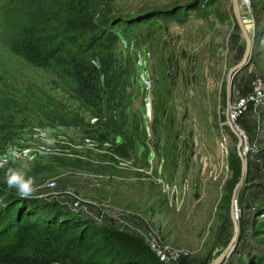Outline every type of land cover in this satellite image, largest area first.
Wrapping results in <instances>:
<instances>
[{"label": "rangeland", "instance_id": "obj_1", "mask_svg": "<svg viewBox=\"0 0 264 264\" xmlns=\"http://www.w3.org/2000/svg\"><path fill=\"white\" fill-rule=\"evenodd\" d=\"M60 2L0 0V186L16 192L7 186L12 173L34 178L32 196L137 237L145 251L117 264H209L231 237L240 175L237 138L224 123L226 75L245 44L231 0H89L96 20H135L118 33V81L100 111L77 97L70 79L16 51L26 27L54 24ZM239 3L252 50L231 103L256 77L264 90V0ZM145 47L149 104L140 99ZM232 119L245 138L248 171L237 196L238 238L217 264H264V97ZM11 147L17 159L6 156ZM134 226L153 228L187 255L158 260Z\"/></svg>", "mask_w": 264, "mask_h": 264}, {"label": "trees", "instance_id": "obj_2", "mask_svg": "<svg viewBox=\"0 0 264 264\" xmlns=\"http://www.w3.org/2000/svg\"><path fill=\"white\" fill-rule=\"evenodd\" d=\"M88 5L89 0H61L53 25H29L15 45L31 63L70 79L77 97L100 111L104 95L118 81V33L129 31L135 20H96ZM137 243L131 233L91 224L56 200L24 198L0 186V264H117L123 254L125 263L135 251H145Z\"/></svg>", "mask_w": 264, "mask_h": 264}, {"label": "water", "instance_id": "obj_3", "mask_svg": "<svg viewBox=\"0 0 264 264\" xmlns=\"http://www.w3.org/2000/svg\"><path fill=\"white\" fill-rule=\"evenodd\" d=\"M232 2V7H233V12L235 15V18L237 20V23L239 25V28L241 30L242 36L244 38V50L243 53L240 57V59L232 64L230 68L228 69L227 75H226V119H225V124L230 128V130L235 134L237 138L236 142V150L237 154L240 159V175L238 180L235 182L232 192H231V197H230V207H229V215L230 219L232 222V234L226 245L222 248V250L214 256L210 260L209 264H217L224 256H226L232 247L234 246V243L236 239L238 238L239 234V220L237 219V196H238V191L240 187L243 185L244 180L247 176V171H248V163L247 160L242 153V145H243V137L241 133L239 132L240 129L237 124L234 123L233 119L230 116V106H231V95H232V87H233V80L235 75L238 73L239 70H241L243 67L248 65L251 57V50H252V38L249 33V30L247 29V25L245 24V21L241 15V10H240V3L239 0H231ZM241 130V129H240Z\"/></svg>", "mask_w": 264, "mask_h": 264}, {"label": "built area", "instance_id": "obj_4", "mask_svg": "<svg viewBox=\"0 0 264 264\" xmlns=\"http://www.w3.org/2000/svg\"><path fill=\"white\" fill-rule=\"evenodd\" d=\"M150 55L151 51L148 48L145 47L142 49L140 99L145 104H149L150 102V91L152 88L151 76L146 70L147 60ZM251 86V90L245 96H241L234 100L233 103H231L229 112L231 118L235 117V115L239 114L249 107H254V105H256V103L258 101H261L264 97L263 84L262 80L259 77L253 79ZM19 155L20 151L18 147H11L6 153V156L11 159H17ZM49 183L53 185L55 181L50 180ZM135 229L137 233L142 234V236L146 238V241L154 251L155 256L162 262L177 260L178 258L185 256L188 253L184 248L173 246L163 241L158 232L151 227L145 229L135 227Z\"/></svg>", "mask_w": 264, "mask_h": 264}, {"label": "clouds", "instance_id": "obj_5", "mask_svg": "<svg viewBox=\"0 0 264 264\" xmlns=\"http://www.w3.org/2000/svg\"><path fill=\"white\" fill-rule=\"evenodd\" d=\"M9 172H11V170H9ZM7 186L9 189L15 188L16 194L24 198L32 196L36 191L34 187V178L25 181L16 173L8 175Z\"/></svg>", "mask_w": 264, "mask_h": 264}, {"label": "bare ground", "instance_id": "obj_6", "mask_svg": "<svg viewBox=\"0 0 264 264\" xmlns=\"http://www.w3.org/2000/svg\"><path fill=\"white\" fill-rule=\"evenodd\" d=\"M245 24L247 25V23H245ZM237 130H239V129H237ZM239 132L242 135V132L240 130H239ZM242 137H243V135H242ZM243 140L245 141V138L244 137H243ZM244 141H243V145L242 146H244ZM243 149H242V153L244 154ZM236 211H237V219L239 220V209H238V207L236 208Z\"/></svg>", "mask_w": 264, "mask_h": 264}]
</instances>
